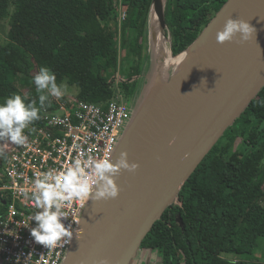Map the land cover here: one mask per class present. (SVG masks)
<instances>
[{
  "label": "trees",
  "instance_id": "16d2710c",
  "mask_svg": "<svg viewBox=\"0 0 264 264\" xmlns=\"http://www.w3.org/2000/svg\"><path fill=\"white\" fill-rule=\"evenodd\" d=\"M226 1L167 0L174 55ZM150 2L0 0V22L13 9L7 44L0 43V103L17 94L39 107L44 93L36 91L32 78L42 66L55 73L58 85L77 88V100L101 105L119 91L131 100L147 60ZM50 98L33 126H43ZM237 137L241 145L226 156L224 146ZM259 239H264V87L199 164L141 250L156 251L161 264H264L252 258ZM232 255L248 259L227 258Z\"/></svg>",
  "mask_w": 264,
  "mask_h": 264
},
{
  "label": "water",
  "instance_id": "95a60500",
  "mask_svg": "<svg viewBox=\"0 0 264 264\" xmlns=\"http://www.w3.org/2000/svg\"><path fill=\"white\" fill-rule=\"evenodd\" d=\"M166 4L167 0L150 2L142 81L131 98V117L111 159L115 163L123 151L138 168L132 173L121 171L115 178L118 198L87 204L62 264L102 260L131 264L139 251H150L141 250L144 238L264 87V0H227L176 55L165 21ZM229 18L247 21L254 29L246 42L239 36L216 42L217 32ZM153 19L167 40L166 56L184 54L179 64L162 74L152 37Z\"/></svg>",
  "mask_w": 264,
  "mask_h": 264
},
{
  "label": "built area",
  "instance_id": "2783aa9c",
  "mask_svg": "<svg viewBox=\"0 0 264 264\" xmlns=\"http://www.w3.org/2000/svg\"><path fill=\"white\" fill-rule=\"evenodd\" d=\"M120 17L124 19L125 12ZM51 101L52 107L43 109V126L25 130L27 146L0 143V264H62L88 202L74 201L64 209L69 214L65 224H73L71 242L46 249L30 236L29 227L35 226L31 217L39 210L24 192L30 194L38 173L62 169L75 158L73 144L97 158L112 159L131 117L132 102L121 91L101 105L63 96H51Z\"/></svg>",
  "mask_w": 264,
  "mask_h": 264
},
{
  "label": "clouds",
  "instance_id": "9594fccd",
  "mask_svg": "<svg viewBox=\"0 0 264 264\" xmlns=\"http://www.w3.org/2000/svg\"><path fill=\"white\" fill-rule=\"evenodd\" d=\"M254 33L247 21L229 18L224 27L216 34V42L223 44L231 42L239 36L240 41L246 42ZM32 83L38 93L39 107L36 101L25 103L20 95L13 94L0 103V139H7L20 146L28 145L26 129L40 119L41 108L49 96L61 98L65 87L58 85L56 75L48 67L42 66L32 78ZM34 132L35 128H31ZM78 155L71 159L62 169H49L37 174L31 182L30 194L25 191V198L30 200L36 209L31 221L34 227H29L33 241L46 249L58 245L69 244L73 238V224L68 221L65 207L74 201L98 202L112 200L119 196V188L115 178L121 171L135 172L138 165L130 164L126 152H120L115 163L111 159L97 158L79 144L71 146ZM100 264H108L102 260Z\"/></svg>",
  "mask_w": 264,
  "mask_h": 264
},
{
  "label": "rangeland",
  "instance_id": "374dc122",
  "mask_svg": "<svg viewBox=\"0 0 264 264\" xmlns=\"http://www.w3.org/2000/svg\"><path fill=\"white\" fill-rule=\"evenodd\" d=\"M13 12V9L10 8L9 10V15L0 22V43L2 44H7V40H6V34H7V31L9 30V24H10V20H11V14ZM119 19H121V17H119ZM116 24V23H115ZM120 53V52H119ZM122 55V54H121ZM173 60H175L173 58ZM145 74H146V71L144 73V77H145ZM141 80L140 76L137 80V83ZM141 83V82H140ZM135 92V91H134ZM77 93V88L73 87V88H65V94L63 95V97H68V98H71V97H75V94ZM44 94H47V93H44ZM51 96H49L50 98ZM51 100V98H50ZM242 140L243 138L242 137H237L234 142L231 144V147H227V146H224V153L226 154V156H228L231 152H233L236 148H238L241 143H242ZM224 140L222 142H220V147L221 145L223 144ZM1 143V141H0ZM242 153L245 154V152H243L242 150H240ZM3 173V169L0 168V174ZM255 257V258H254ZM159 255L156 251H145V252H141L139 251L136 259L133 261L134 264H159L160 261H159ZM228 259H231L233 261H236V260H246L248 259L247 257L245 256H227ZM253 259L255 260H258L260 262L264 261V239H259L258 240V248L256 249V252H255V255L252 257Z\"/></svg>",
  "mask_w": 264,
  "mask_h": 264
},
{
  "label": "bare ground",
  "instance_id": "6f19581e",
  "mask_svg": "<svg viewBox=\"0 0 264 264\" xmlns=\"http://www.w3.org/2000/svg\"><path fill=\"white\" fill-rule=\"evenodd\" d=\"M152 37L155 46L156 57L158 59V62L160 63V72L162 74L163 72L165 73L166 69L169 66L179 64L182 58L184 57V54L174 58L175 60H173V58H171L170 56H166L167 40L164 38L155 19L152 20Z\"/></svg>",
  "mask_w": 264,
  "mask_h": 264
}]
</instances>
